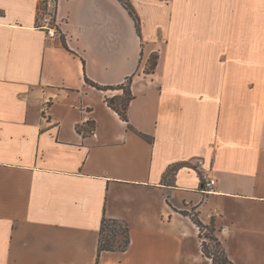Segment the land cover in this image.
Wrapping results in <instances>:
<instances>
[{"label": "crops", "instance_id": "obj_1", "mask_svg": "<svg viewBox=\"0 0 264 264\" xmlns=\"http://www.w3.org/2000/svg\"><path fill=\"white\" fill-rule=\"evenodd\" d=\"M129 1L138 25L122 0H0V264H213L192 217L236 264L233 240L264 234V0ZM129 77L126 123L86 79ZM103 219L126 252L99 255Z\"/></svg>", "mask_w": 264, "mask_h": 264}, {"label": "trees", "instance_id": "obj_2", "mask_svg": "<svg viewBox=\"0 0 264 264\" xmlns=\"http://www.w3.org/2000/svg\"><path fill=\"white\" fill-rule=\"evenodd\" d=\"M168 1V0H166ZM124 7L129 12V14L135 19L137 25L139 24V18L136 14L135 10L133 9L132 5L127 1H122ZM65 47L66 43L64 42ZM154 62H151V66L149 70L146 72L151 73L155 70V67L157 65L158 56L154 55ZM132 78L129 77L126 79V81L117 86H101L88 78L86 79V82L89 86L94 87L101 91H123V95H117L114 97H108L106 98V103L108 106L118 113L120 118L126 122L129 123L128 118V108L131 104V102L134 100V95L132 93ZM177 171V167H173L169 174L173 175ZM193 222L199 227L201 231V238L203 239L202 231L203 229H209L212 227V232H216L215 226L212 224L211 226L204 225L197 217H192ZM210 239L216 243H218V246L221 248V251L219 253H211L205 246L204 243H202V252L206 258H209L212 260L213 264H234L230 259L228 258L225 250L222 247V244L219 243L218 239L216 237H210ZM131 244V236H130V229L126 223H122L116 220H108L103 219L102 226H101V232H100V245H99V255L103 252H126Z\"/></svg>", "mask_w": 264, "mask_h": 264}, {"label": "rangeland", "instance_id": "obj_3", "mask_svg": "<svg viewBox=\"0 0 264 264\" xmlns=\"http://www.w3.org/2000/svg\"><path fill=\"white\" fill-rule=\"evenodd\" d=\"M124 1L130 3L129 0H124ZM154 60L155 59L152 56L149 64L146 67V71L149 70L150 67H152L151 62H154ZM116 93L118 95H123V91H117ZM88 130H90V128H88ZM186 207H188L186 209L188 214H190L191 216L197 215L195 207L187 204ZM206 210L207 208L204 209L205 212ZM202 234H203L202 243L205 244L206 248L211 253H219L221 251V248L218 246V243L210 239V237L217 238L216 234L212 232V227H210L209 229H203ZM262 235L263 236H255V235L237 236V238L233 240L236 248L235 250H233L232 253H233V258L237 262L236 264H264V234ZM218 241L219 243H221L219 239ZM190 250L194 253L195 256L199 254L196 239L190 240ZM192 264H204V263H200L198 260L195 259V261Z\"/></svg>", "mask_w": 264, "mask_h": 264}, {"label": "built area", "instance_id": "obj_4", "mask_svg": "<svg viewBox=\"0 0 264 264\" xmlns=\"http://www.w3.org/2000/svg\"><path fill=\"white\" fill-rule=\"evenodd\" d=\"M56 5L54 1H48L40 6L39 9V27L46 32L47 39L53 40L60 35L58 28V22L55 17ZM192 166L199 171L202 184L203 192L205 194H213L217 184L216 178L213 176L212 167H206L204 159H196Z\"/></svg>", "mask_w": 264, "mask_h": 264}]
</instances>
